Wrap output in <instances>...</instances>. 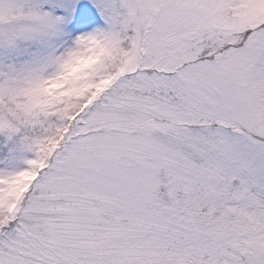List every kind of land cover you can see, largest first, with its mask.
I'll list each match as a JSON object with an SVG mask.
<instances>
[{"label": "snow or ice", "instance_id": "1", "mask_svg": "<svg viewBox=\"0 0 264 264\" xmlns=\"http://www.w3.org/2000/svg\"><path fill=\"white\" fill-rule=\"evenodd\" d=\"M0 264H264V0H0Z\"/></svg>", "mask_w": 264, "mask_h": 264}]
</instances>
